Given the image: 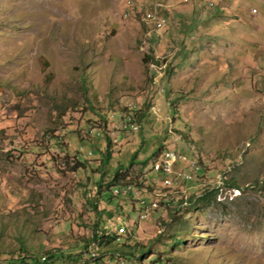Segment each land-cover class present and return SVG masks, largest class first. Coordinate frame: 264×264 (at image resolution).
<instances>
[{
  "label": "rangeland",
  "instance_id": "obj_1",
  "mask_svg": "<svg viewBox=\"0 0 264 264\" xmlns=\"http://www.w3.org/2000/svg\"><path fill=\"white\" fill-rule=\"evenodd\" d=\"M251 7L261 2L0 0V262L17 232L64 264L125 262L83 248L88 198L122 164L121 182L139 187L97 210L111 213L106 234L147 248L141 263L264 264V11ZM124 104L138 127L113 131ZM169 150L187 160L158 172ZM138 200L151 202L144 217Z\"/></svg>",
  "mask_w": 264,
  "mask_h": 264
},
{
  "label": "trees",
  "instance_id": "obj_2",
  "mask_svg": "<svg viewBox=\"0 0 264 264\" xmlns=\"http://www.w3.org/2000/svg\"><path fill=\"white\" fill-rule=\"evenodd\" d=\"M147 59L148 57H152L150 55L146 56ZM147 61V60H146ZM133 107V106H132ZM92 109V108H91ZM121 110L122 112L125 113L124 117H120V124L117 125V123H113L115 124V126L118 128L119 126H122L121 129H116L112 128L113 131H125L126 129H128V127H130L131 129H133L131 127V125H136V127H138V125L135 122V115H134V109L130 107V105H122L121 106ZM137 113V112H136ZM113 115H110V120L111 117ZM141 116H143L141 113L138 114L137 118H141ZM106 119V118H105ZM104 119V120H105ZM112 121V120H111ZM113 122V121H112ZM125 122V124H124ZM103 129H106V126L104 124ZM137 129V128H136ZM91 131H95V128H91ZM111 131L110 135L108 134V131L106 130L105 132V138L107 139V145H106V150L102 153V160H101V166L100 168L104 167V165H107L109 162V159L111 157V134L113 136L114 132ZM79 134V132H78ZM99 132L95 131L94 136L98 135ZM92 135V134H91ZM116 138H114L115 140ZM80 150V149H79ZM84 151L87 153V155H91L92 154V150L86 151L84 149ZM76 168V166H74ZM87 166L85 164H80V168H86ZM124 166L122 164H119L118 167H115L113 169L112 172V178L110 179V181H106L104 182L103 178L100 177V180L98 183L99 185V189H98V195L95 198H88L89 204H91V207L97 212V219L96 222L93 225V232L91 234L90 237L87 238V240H84V242H86V244H83V248L84 250H86L88 247H90L91 242H95L98 245V248L95 250V253H99L100 252V248H102L101 250L104 252H113L115 254H117L118 256H121L124 261H121L120 263V259L121 258H116V262L117 264H126L127 262L130 261L129 264H143L141 263L138 259H145L148 257V250L145 246H143L142 244L139 243H134V244H127V243H119L117 241H120V237H118L116 235V231L115 234L111 235V233L106 234V231L104 229H102V220H103V214H107L108 216H111V213L107 210H97V204H98V199L99 200H111L114 197H117L116 195H113V192L115 190H121L123 188H130V190L128 191V193L126 194H119V196L121 195H126L127 197H129L131 194V191L134 189L135 185L136 187H139V180L138 179H130V180H124L125 182H121V177H120V173H119V168H123ZM104 172V171H103ZM158 172H162L161 170ZM105 184V188L103 190H101V185ZM112 188H114L112 190ZM137 203L139 204V209H138V213L142 211L143 209V205H150L151 202H147L145 200H138ZM122 229V228H121ZM116 230H118L116 228ZM4 231H0V241H1V236L3 235ZM124 232V230H123ZM16 240L18 241V248L11 250L10 251V261L7 262H0V264H64V260H63V256L62 255H58V251H60V248H54L53 250L47 252V255H39L37 252L32 251V247H30L28 244L25 243V239L24 237L17 232L16 235ZM181 240H176V242H180ZM90 243V244H89ZM176 243V244H177ZM76 246H68V250H72L74 249ZM9 252V251H8ZM1 253V250H0ZM94 253V255H95ZM9 254V253H8ZM45 254V253H44ZM88 253H80L78 254V256H85ZM93 255V254H92ZM136 258V260H135ZM93 259V260H91ZM75 260V259H72ZM127 260V261H126ZM152 264H161V260H159L158 257H156V259H152ZM77 261V260H75ZM84 264H102V259H95L92 258L89 254V258L88 261H85Z\"/></svg>",
  "mask_w": 264,
  "mask_h": 264
},
{
  "label": "built area",
  "instance_id": "obj_3",
  "mask_svg": "<svg viewBox=\"0 0 264 264\" xmlns=\"http://www.w3.org/2000/svg\"><path fill=\"white\" fill-rule=\"evenodd\" d=\"M252 12L253 13H256L257 10L255 8H253L252 9ZM185 160H187L185 158V156L181 155L178 151L169 150V154H168L167 159L162 163V166H158V168H156V169H160L161 171H163L166 174V172L169 173L171 171L172 167L174 166V164L176 162H178V161H185ZM179 176L181 177L182 180L183 179H185V180H188L189 179V176H186L184 174H179ZM152 206L154 207L155 206V203H153ZM150 207H151V204L150 205H146V209H144V212H143V217L146 214L149 213L148 211L151 209Z\"/></svg>",
  "mask_w": 264,
  "mask_h": 264
},
{
  "label": "bare ground",
  "instance_id": "obj_4",
  "mask_svg": "<svg viewBox=\"0 0 264 264\" xmlns=\"http://www.w3.org/2000/svg\"><path fill=\"white\" fill-rule=\"evenodd\" d=\"M147 18L148 19H154V18H152V15H147ZM147 19V20H148ZM153 24V27H154V29L158 32L159 31V29L165 24V20L164 19H161V20H159V19H156V20H154V22L152 23ZM131 127L133 128V129H136L137 127H136V125H131ZM169 154V153H168ZM168 154H166L165 156H163L162 157V159H161V164H160V166H162V163L167 159V157H168ZM191 168L193 169H198V165L196 164V162L194 163V162H192L191 163ZM130 190V188H123V189H121V190H116V193H124V194H126V193H128V191ZM144 209H146V205L144 206L143 205V209H142V211L140 212L141 214H140V217H143V212H144ZM93 254V253H92ZM96 254V253H95Z\"/></svg>",
  "mask_w": 264,
  "mask_h": 264
},
{
  "label": "clouds",
  "instance_id": "obj_5",
  "mask_svg": "<svg viewBox=\"0 0 264 264\" xmlns=\"http://www.w3.org/2000/svg\"><path fill=\"white\" fill-rule=\"evenodd\" d=\"M259 2H261V10L262 11H264V0L263 1H260V0H258ZM154 4H156V3H154ZM210 6H213V3H210L209 4ZM161 8V5L160 4H158V8L157 9H160ZM253 8H255L257 11H258V8L257 7H251L250 9H249V11H250V13H253L252 12V9ZM261 10H259L258 12H260ZM148 12V11H147ZM159 16V15H158ZM159 17H161V16H159ZM163 18V17H162ZM164 19V18H163ZM165 20V19H164ZM165 23H166V21H165ZM156 35V34H155ZM157 36V35H156Z\"/></svg>",
  "mask_w": 264,
  "mask_h": 264
}]
</instances>
